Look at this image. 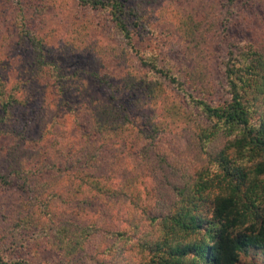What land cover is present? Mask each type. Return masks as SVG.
<instances>
[{"label":"trees","instance_id":"obj_1","mask_svg":"<svg viewBox=\"0 0 264 264\" xmlns=\"http://www.w3.org/2000/svg\"><path fill=\"white\" fill-rule=\"evenodd\" d=\"M75 2L88 10L103 11L110 29L136 56L139 70L144 74H137L131 81L133 88L154 90L152 79L145 75L150 73L160 76L171 89L180 93V103L171 101L169 104L173 107L172 113L167 115L169 125L173 130L187 129L190 125L205 163L194 174L192 172L190 181L187 178L173 184L169 182L173 191L171 204L155 214H151L150 209L147 215L154 230L146 229L133 242L127 241L123 231L133 223L137 227L138 215L133 214L137 217L133 223L123 218L114 222L111 211L124 202L120 198H132L131 203L139 205L135 198L138 190L143 188L144 175L138 170L125 176L128 165L122 172L117 167L120 162L125 163L124 158L129 153L145 167L146 159L151 158L157 132L166 128H160L154 122L150 134L131 133L128 129L134 124L126 113L116 114V107L108 101L109 98L102 101L83 95L78 103L74 102L72 97L76 95L67 98L62 86L69 77L62 74L53 62L35 58L33 61L38 70L28 61V69L22 68L23 74L20 72L12 79H0V139L13 131L22 136L31 129L30 119L23 120L19 116V123L13 111L18 106H27L40 86L59 90L60 97L64 93L68 105L63 98L59 104L64 101L68 106L62 108L73 123L68 131L59 130L57 124L54 125L55 138L42 141L44 134L52 128L51 118L46 130L39 132L37 138H21L19 148L22 153L18 156L12 153L13 147L0 150L4 151L6 161L5 172L0 173V183H10L9 175L24 172L20 187L37 183L35 192H32L36 202L32 211L52 224L46 226L37 218H31L32 222H29L30 218L24 220L30 238L44 237L43 242L65 258L75 255L92 236L110 234L113 239L124 237V243H131L128 244L130 249L139 257L136 264H237L239 255L250 250L259 256L260 264H264V109H257L264 102L262 46L251 43L227 46L219 65L223 95L214 99L209 97V86L201 77L198 80L186 75L185 80L179 79L168 68H159L154 56L138 54L128 24L131 15L126 7L127 0ZM231 2L229 0V5ZM9 3L15 10L20 0H10ZM24 32L34 35L27 28ZM32 36L29 35L30 40H33ZM196 37L186 34L188 40ZM46 66L49 70H57L51 76L46 70L48 77L39 78V70ZM191 90L200 94L194 95ZM154 99L149 96V100ZM210 164L214 165L211 171L207 169ZM54 200L58 206H53L51 201ZM79 201L84 203L83 208L75 211ZM92 203L103 206V210L88 214L85 206ZM140 203L145 210L142 201ZM73 215L86 216V220L68 219ZM92 216L97 218L94 220ZM124 223L128 225L124 226ZM119 256L116 254L108 263L118 264L115 257ZM0 264L21 262L0 260Z\"/></svg>","mask_w":264,"mask_h":264},{"label":"rangeland","instance_id":"obj_2","mask_svg":"<svg viewBox=\"0 0 264 264\" xmlns=\"http://www.w3.org/2000/svg\"><path fill=\"white\" fill-rule=\"evenodd\" d=\"M9 2L0 0V79H12L22 73L28 69V61L32 62V68L38 70L33 59L44 58L56 64L57 69L69 77L62 83L67 98L76 95L72 97L76 103L83 95L102 101L109 98L108 101L116 107V114L126 113L134 124L133 128L126 124L131 133L141 131L145 135L150 134L154 122L160 128H166L157 132L151 158L146 159L145 167L138 164L132 153L125 156V163L120 162L117 167L122 172L123 167L128 165L125 176L138 170L144 175L143 188L138 190L135 198L139 205L132 204V198H120L124 202L116 205L115 209L112 207L111 211L114 222L123 218L133 223L138 217L137 227L134 223L131 227L123 224L128 227L123 233L129 242L146 229L154 230L147 218L149 210L155 214L169 206L173 192L170 183L187 178L190 181L196 169L205 163L190 125L179 130H173L169 125L167 115L173 111L169 104L171 101L180 103V93L171 89L160 76L150 73L145 75L152 79L154 90L132 87L131 81L136 75L144 73L139 70L136 56L110 29L103 11L82 8L75 0H20L15 10ZM126 7L131 15L128 24L138 54L154 56L159 68H168L179 79L185 80L186 75L198 80L201 77L209 86V97L214 99L223 95L219 65L229 44L246 46L251 43L261 45L264 50V0H232L230 5L229 0H127ZM26 28L34 35L26 34ZM184 30L189 37L191 34L197 37L186 39ZM29 35L33 40L29 39ZM57 69L49 70L46 66L37 75L45 79V76L48 77L46 70L51 76ZM191 93L200 94L192 90ZM33 94L34 99L31 100L34 105L31 101L13 111L19 123V116L23 120L30 119L31 129L22 136L13 131L0 139V150L13 147L12 153L18 156L22 153L19 148L21 138H37L39 132L46 130L51 118L52 128L44 134L42 141L55 138L56 124L59 130L70 129L73 121L62 108H68L64 93L60 97L59 90L40 86L39 91ZM149 96L155 99L149 100ZM62 98L67 105L64 101L59 104ZM51 101L54 103H49ZM181 107L185 108L182 104ZM257 109L263 110L264 102ZM65 134L68 135L67 132ZM4 151L0 152V173H4L6 168ZM212 166L208 165L207 169L211 171ZM24 176V172L12 174L7 177L10 183H0V260H18L21 264H109L108 261L119 254L115 257L118 264H136L139 261L138 253L128 245L131 243H124V237L113 239L110 234L92 236L81 250L69 258L49 248L43 242L44 237L30 238V231L24 228V220L30 218L29 222H32L31 218H37L46 226L52 224L32 211L36 204L32 192H35L37 183L20 187ZM214 192L213 189L212 195ZM51 203L59 205L56 200ZM83 204L79 201L74 210L83 208ZM85 208L88 214L103 210V206H94V203ZM133 214L138 216L133 217ZM19 218L21 221H18ZM80 218L86 220V216H68V219ZM92 218L95 220L97 217ZM260 262L259 256L250 250L239 255L237 264Z\"/></svg>","mask_w":264,"mask_h":264}]
</instances>
